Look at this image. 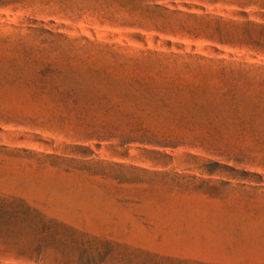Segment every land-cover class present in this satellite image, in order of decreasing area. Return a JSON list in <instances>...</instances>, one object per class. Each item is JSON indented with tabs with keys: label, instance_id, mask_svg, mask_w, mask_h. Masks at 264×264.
I'll return each instance as SVG.
<instances>
[{
	"label": "rangeland",
	"instance_id": "rangeland-1",
	"mask_svg": "<svg viewBox=\"0 0 264 264\" xmlns=\"http://www.w3.org/2000/svg\"><path fill=\"white\" fill-rule=\"evenodd\" d=\"M1 201L75 231L0 264H264V0H0Z\"/></svg>",
	"mask_w": 264,
	"mask_h": 264
},
{
	"label": "trees",
	"instance_id": "trees-1",
	"mask_svg": "<svg viewBox=\"0 0 264 264\" xmlns=\"http://www.w3.org/2000/svg\"><path fill=\"white\" fill-rule=\"evenodd\" d=\"M16 205V206H15ZM0 215L4 216H19V217H25L27 219L31 220V228L37 232L40 235V242H47L50 241L52 244L55 245L57 242H61L58 236L64 235L65 233H71L75 230L63 225L62 223L53 220L48 219L44 214L39 212L36 209H32L29 206L25 205H17L15 202H7V201H1L0 202ZM42 245V243H40ZM64 245L60 244L59 246ZM83 242V246H84ZM85 247V246H84ZM81 248L79 247V250ZM82 250V249H81ZM84 254L89 255V257H94L91 252L87 253L85 250L83 251ZM82 253V251H81ZM77 257L78 261L75 264H82L80 261L83 259L84 255H81Z\"/></svg>",
	"mask_w": 264,
	"mask_h": 264
}]
</instances>
